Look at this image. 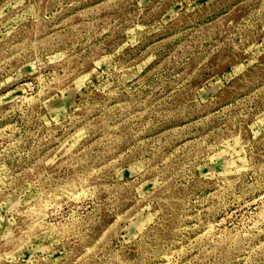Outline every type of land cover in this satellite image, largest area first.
Returning a JSON list of instances; mask_svg holds the SVG:
<instances>
[{
    "label": "rangeland",
    "instance_id": "obj_1",
    "mask_svg": "<svg viewBox=\"0 0 264 264\" xmlns=\"http://www.w3.org/2000/svg\"><path fill=\"white\" fill-rule=\"evenodd\" d=\"M0 264H264V0H0Z\"/></svg>",
    "mask_w": 264,
    "mask_h": 264
}]
</instances>
